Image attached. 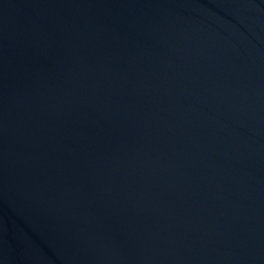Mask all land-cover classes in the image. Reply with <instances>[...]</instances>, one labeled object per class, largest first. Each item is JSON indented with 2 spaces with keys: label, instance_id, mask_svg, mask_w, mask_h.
<instances>
[{
  "label": "water",
  "instance_id": "obj_1",
  "mask_svg": "<svg viewBox=\"0 0 264 264\" xmlns=\"http://www.w3.org/2000/svg\"><path fill=\"white\" fill-rule=\"evenodd\" d=\"M0 264H264V0H0Z\"/></svg>",
  "mask_w": 264,
  "mask_h": 264
}]
</instances>
